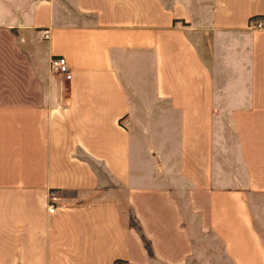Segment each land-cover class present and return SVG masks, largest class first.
Masks as SVG:
<instances>
[{
	"label": "crops",
	"instance_id": "0c3cea01",
	"mask_svg": "<svg viewBox=\"0 0 264 264\" xmlns=\"http://www.w3.org/2000/svg\"><path fill=\"white\" fill-rule=\"evenodd\" d=\"M254 16L264 0H0V264H264ZM144 60L170 111L149 119L145 148L170 181L129 174L124 79ZM108 179L124 200L94 196Z\"/></svg>",
	"mask_w": 264,
	"mask_h": 264
},
{
	"label": "rangeland",
	"instance_id": "374dc122",
	"mask_svg": "<svg viewBox=\"0 0 264 264\" xmlns=\"http://www.w3.org/2000/svg\"><path fill=\"white\" fill-rule=\"evenodd\" d=\"M126 72L127 75H125L124 84L127 98L130 102L129 111L127 113V115H129V121H126V125L129 127V134L132 136V141L135 143L133 152L130 155V160L133 164L131 165L132 170L129 174H131L132 178L137 182L145 183L157 179L158 181L161 180L160 182H162V180L170 181V176H165L167 175L165 165L160 163L155 164L151 155L148 154L145 148V135L148 131L149 119H153L155 115V119L158 117H166L169 115L170 111L163 101L153 97L147 60H144L143 63L137 65L135 70H126ZM149 115L152 117L149 118ZM153 123L155 125L153 128L158 127L159 123L157 121ZM161 124L162 123H160V125ZM152 134H154L155 146L158 150L162 151L161 141L165 139L161 138L162 136H156L154 131H152ZM161 156L163 158L166 157V153L162 152ZM171 158L172 159L169 163L170 166L173 163L172 160H174L173 154H171ZM109 165L114 166V163L111 162ZM112 170L107 169V172L110 175L108 176L109 179L122 176L121 170L117 168H112ZM171 173H173V171H171ZM123 175L126 179V169H124ZM109 179L107 180V183L108 185H112L109 187L113 188L111 189L108 187L106 190H99L94 193V196H110L117 200H124L126 184L121 185L117 180V183H115Z\"/></svg>",
	"mask_w": 264,
	"mask_h": 264
},
{
	"label": "built area",
	"instance_id": "2783aa9c",
	"mask_svg": "<svg viewBox=\"0 0 264 264\" xmlns=\"http://www.w3.org/2000/svg\"><path fill=\"white\" fill-rule=\"evenodd\" d=\"M247 26L251 29H260L264 27V22L261 17L254 16L251 17L247 23ZM48 66L51 71L59 75L63 80H68L71 78V69L63 55L51 56L48 60ZM53 209L54 207L51 205V203H49L47 205V210L52 211Z\"/></svg>",
	"mask_w": 264,
	"mask_h": 264
},
{
	"label": "trees",
	"instance_id": "16d2710c",
	"mask_svg": "<svg viewBox=\"0 0 264 264\" xmlns=\"http://www.w3.org/2000/svg\"><path fill=\"white\" fill-rule=\"evenodd\" d=\"M119 205H120V207H121L123 210H126V209H127L126 204H125V201L120 202ZM127 210H128V209H127ZM129 218H130V224H131V226H133L135 229H137V231L140 232V229H139L138 225L132 220V216H130ZM140 236H141V239H142V241H143V244H144V246H145L147 252H148L149 254H151L150 246H149V243H148L147 239L142 235L141 232H140ZM114 263H115V264H121L120 261L117 260V259L114 260ZM124 264H125V263H124Z\"/></svg>",
	"mask_w": 264,
	"mask_h": 264
},
{
	"label": "water",
	"instance_id": "95a60500",
	"mask_svg": "<svg viewBox=\"0 0 264 264\" xmlns=\"http://www.w3.org/2000/svg\"><path fill=\"white\" fill-rule=\"evenodd\" d=\"M152 155L154 158H157V155L155 153L152 152Z\"/></svg>",
	"mask_w": 264,
	"mask_h": 264
}]
</instances>
